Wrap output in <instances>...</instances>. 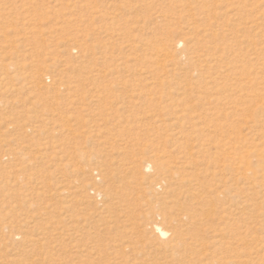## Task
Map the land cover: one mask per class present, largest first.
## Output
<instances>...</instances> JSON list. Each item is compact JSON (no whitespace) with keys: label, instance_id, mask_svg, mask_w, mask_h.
I'll use <instances>...</instances> for the list:
<instances>
[{"label":"rangeland","instance_id":"374dc122","mask_svg":"<svg viewBox=\"0 0 264 264\" xmlns=\"http://www.w3.org/2000/svg\"><path fill=\"white\" fill-rule=\"evenodd\" d=\"M0 264H264V0H0Z\"/></svg>","mask_w":264,"mask_h":264},{"label":"bare ground","instance_id":"6f19581e","mask_svg":"<svg viewBox=\"0 0 264 264\" xmlns=\"http://www.w3.org/2000/svg\"><path fill=\"white\" fill-rule=\"evenodd\" d=\"M123 166V165H122ZM126 168H130L129 170L131 171L132 169H131V167H126ZM158 168H160V166H158ZM167 172V171H166ZM159 173H161V172H159ZM164 173V172H163ZM172 175V178L173 177H175V175L176 174H179V172H172L171 173ZM115 175H114V173L112 174V178L114 177ZM111 178V179H112ZM171 192L172 193H174L175 192V190L173 189V190H171ZM192 196H193V198L195 197L194 196V194H191ZM202 196V195H201ZM198 197V196H197ZM194 199H196V197L194 198ZM155 229H156V231L161 235V236H167V234H168V232L166 231V230H164V228H162V226L161 225H159V224H156V226H155Z\"/></svg>","mask_w":264,"mask_h":264}]
</instances>
